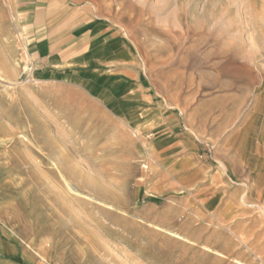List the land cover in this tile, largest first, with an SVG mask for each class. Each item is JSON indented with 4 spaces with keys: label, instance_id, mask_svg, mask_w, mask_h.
<instances>
[{
    "label": "rangeland",
    "instance_id": "374dc122",
    "mask_svg": "<svg viewBox=\"0 0 264 264\" xmlns=\"http://www.w3.org/2000/svg\"><path fill=\"white\" fill-rule=\"evenodd\" d=\"M0 264H264V0H0Z\"/></svg>",
    "mask_w": 264,
    "mask_h": 264
},
{
    "label": "bare ground",
    "instance_id": "6f19581e",
    "mask_svg": "<svg viewBox=\"0 0 264 264\" xmlns=\"http://www.w3.org/2000/svg\"><path fill=\"white\" fill-rule=\"evenodd\" d=\"M54 2H55V1H54ZM69 6H70V5H69ZM92 8H93V7H92ZM92 13H93V12H92ZM89 15H90V14H89ZM82 22H83V21H82ZM201 27H202V25H201ZM88 32H89V31H88ZM88 32H87V33H88ZM125 34H127V35H128V34H129V32H128V31H125ZM237 53H238V52H237ZM26 67H27V66H26ZM12 70H13V69H12Z\"/></svg>",
    "mask_w": 264,
    "mask_h": 264
}]
</instances>
